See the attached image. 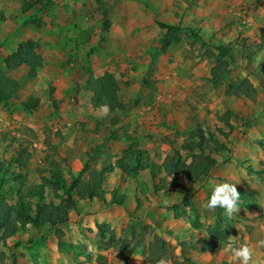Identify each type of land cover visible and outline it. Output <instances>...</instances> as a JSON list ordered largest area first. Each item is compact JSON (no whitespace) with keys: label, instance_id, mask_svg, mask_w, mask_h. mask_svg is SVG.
Instances as JSON below:
<instances>
[{"label":"rangeland","instance_id":"1","mask_svg":"<svg viewBox=\"0 0 264 264\" xmlns=\"http://www.w3.org/2000/svg\"><path fill=\"white\" fill-rule=\"evenodd\" d=\"M34 1L0 0V70L7 71L6 57L23 42L32 44L33 55L41 58L39 66L7 71L22 88L16 99L0 103V153L10 157L25 151L29 162L21 171L29 181L19 194L27 197L39 185L48 201L59 204L74 177L84 179L128 150L149 147L161 164L178 150L190 162L193 152L183 143L191 142L190 134L198 127L212 125L200 121L204 114H226L235 106H242V112L233 119L236 133L228 139L230 150L218 158V167L199 183L188 184L180 177L181 188L169 187L166 204L149 198L157 193L163 199L168 190L158 193L155 184L176 178L161 164L143 175H126V181L117 172L109 173L105 192L124 190L126 204L117 207L114 195L77 199L69 221L53 228L30 211L31 216H20L8 201L14 221L0 231V264H156L150 260L156 237L166 242L160 258L168 264H190L182 240L197 234L212 256L223 251L217 264H232L230 252L223 250L226 238L220 243L209 234L218 216V208H206L209 178L235 184L240 194L237 213L222 211L226 221L220 231L240 238L237 244L253 246L251 264H264V249H255V242L264 239V154L248 156L250 143L264 149L256 125L264 110V0H166L173 5L164 16L156 12L158 0H54L56 5L48 8L42 6L49 0H40L26 11L25 5ZM239 13L254 24L238 27ZM159 23L175 26L173 44L164 52L169 30ZM238 40L259 45L251 60L241 58L234 47L229 57L220 56L221 45L229 49ZM219 64L229 71L220 82L213 76ZM104 74L118 80L127 108L99 118L86 81ZM203 94L209 98L199 100ZM31 97L40 103L29 112L24 104ZM116 122L120 126L112 131ZM109 135L122 140L106 141ZM240 146L244 154L239 156ZM140 200L148 206H140Z\"/></svg>","mask_w":264,"mask_h":264},{"label":"trees","instance_id":"2","mask_svg":"<svg viewBox=\"0 0 264 264\" xmlns=\"http://www.w3.org/2000/svg\"><path fill=\"white\" fill-rule=\"evenodd\" d=\"M48 3L49 4H44L42 7L48 8L49 6L56 5L54 0H49ZM38 4H40V0L27 3L25 5V9L28 11L30 8H33ZM105 14H108V11H106ZM159 26L169 30L167 37L163 42L162 52H164L171 42L174 41V37H171V33L172 30L175 29V26L163 23H159ZM250 48L251 47H245V51L250 50ZM218 49L221 57L230 56V49H226L223 46ZM34 50L35 47L28 42L19 44L17 49L9 54L5 59L7 71L15 70L23 65H28L30 67L39 66L41 58L33 55ZM247 56V58H250L251 55L248 54ZM7 71L0 70V103L3 104L16 99L22 88L21 84L16 79L12 78ZM228 73V69L223 68L219 64L215 69L213 76L215 79L223 80ZM86 88L93 94L92 103L95 107L98 108L101 103H107L110 106V113L115 111H126V104L120 95V84L114 76L105 74L97 78L91 77L86 81ZM53 102L56 106V101L54 100ZM39 103L38 98L31 97L27 101L25 109L32 112L36 110ZM226 124L229 128H232L229 122ZM216 132L217 133L199 130V142L184 146L185 150L193 152L192 161L190 163H187L179 152H176L173 156L166 157L163 166L167 175L176 176V178L172 181L173 188H178L180 186L178 175L182 172H185L188 180H196L204 175H208L212 169L219 164L213 155L222 151L225 148V145L220 141L217 134L227 138L230 133L224 132L220 128L217 129ZM12 162H16L22 167H26L27 165V160H25L24 154L22 153L19 157L13 159ZM148 162L149 158L145 151L128 150L125 152V155L116 162V167L109 165L100 170H94L84 179H82L80 175L74 177L67 188L66 198L59 204H54L53 202L46 204L44 201L46 199L44 197V188L42 186H36L33 188V191L27 195L28 197L33 196L39 199L36 203L35 218H43L45 222L49 223L52 227L66 224L69 221V211L72 208H75L77 199H103L105 194L104 182L106 181L107 173L113 171L115 168H119L127 175L136 174L137 172L147 168ZM10 164L11 162H7L6 164L0 160V231H7L11 227L10 224L14 221V207L9 205L5 199L7 191L4 189V186L6 182H8V180L13 182V186H11L12 190L19 189L16 187L17 184H19V186H25L27 182L26 175L24 174L14 172L9 176ZM114 196L116 198V193H114ZM222 211L224 210L218 208V216H216L215 226L209 231V234L219 240L220 243L229 235L228 231H220V226H222L226 221V219L222 217ZM15 213L20 214V216H31L27 203L24 202L23 199H20ZM165 243L166 242L160 237L155 238V242H153L150 247L151 256H154L150 259L152 262L156 263L157 260L160 259L162 254L161 251L163 250ZM101 264H106V262Z\"/></svg>","mask_w":264,"mask_h":264},{"label":"crops","instance_id":"3","mask_svg":"<svg viewBox=\"0 0 264 264\" xmlns=\"http://www.w3.org/2000/svg\"><path fill=\"white\" fill-rule=\"evenodd\" d=\"M166 0H158L157 1V6H156V12H158L159 14H161V15H165V10H166V7H168V6H172L173 5V2L172 1H170V3L168 2V1H166ZM236 13H234V15H235ZM177 19H175V21H174V25H176L177 24ZM236 25L238 26V27H247V26H252L253 24H254V22H251L250 21V19L244 14V15H242L241 13H239L238 14V19H236ZM176 23V24H175ZM162 29V28H161ZM243 29H245V28H243ZM162 30H164V29H162ZM194 33H195V31L194 30H192ZM167 34V33H166ZM165 34V35H166ZM196 34H198V32H196L195 33V35ZM164 35V36H165ZM199 35V34H198ZM165 38V37H164ZM163 38V39H164ZM162 39V40H163ZM163 42V41H162ZM222 43V42H221ZM224 43V42H223ZM173 43L171 42V44L169 45V48L171 47V45H172ZM161 40H160V45H159V47H161ZM219 46V45H218ZM222 46V45H221ZM259 45L257 44V43H249V42H247L246 40H238L237 42H236V44H229L228 45V47H229V49H230V52L233 54V52H234V49L232 48V47H234L236 50L238 49L240 52H239V54L241 55V58H244V59H246V60H251L254 56H255V52H256V50L259 48L258 47ZM223 47H225V46H223ZM245 47L246 48H248V47H251L250 48V50H247V51H245ZM247 52V53H246ZM230 53V54H231ZM251 55L250 56V58H247L248 56L247 55ZM105 65L103 66H101V68L100 69H102V70H104L105 69ZM146 68H147V66H145ZM143 70V72L144 71H146L147 69H142ZM135 72H137V71H135ZM104 73V72H103ZM105 75V74H104ZM98 77V76H97ZM96 77V78H97ZM152 78V77H151ZM227 78V77H226ZM226 78L225 79H223V80H218V79H215V81H218V82H220V81H224V80H226ZM92 97H93V94H92ZM55 98V97H54ZM205 98H209L208 96H204V94L203 95H199L198 96V99L199 100H203V99H205ZM55 101H56V99H55ZM26 103L27 102H25V104H24V108H25V106H26ZM180 104V103H179ZM188 105H189V110H190V108L192 107L193 108V99L191 100V102H188L187 103ZM93 105V104H92ZM253 106V105H252ZM249 107L251 108V104H250V102H249ZM241 112H242V106H239V107H234V108H232V109H229V107H228V109H227V113L225 114V112H221V113H219V114H217V113H213V114H211V115H207V113L206 114H204L201 118H200V121H202V122H207L208 124H212V125H209V127H207V128H205V130H204V128L201 126V127H198V124H197V126L196 127H198L197 129L198 130H195V133H192V134H190V137H189V141H191V142H187V144L186 143H183V145H189V144H194L193 142H195V144L196 143H198L199 142V138H198V131L199 130H204V132H215V133H217L216 132V130L217 129H222L224 132H227V133H230L229 134V136L227 137V138H224L223 136H221V135H219V134H217L218 135V137L220 138V141L221 142H223L224 143V145H225V148L222 150V151H220V152H218V153H215L213 156H214V158L217 160V162L219 163V157L221 156V157H223L224 158V156L223 155H227V153L229 152V150H230V148H229V146H228V139H230L231 138V136H232V134H233V131H234V133H236L235 132V130H234V125H233V119L234 118H237V117H239L238 115H240L241 114ZM261 113V115H262V118L260 119V120H258L257 122H256V125L258 126V134H257V136H259V137H262V136H264V110L262 109V111L260 112ZM191 114L192 115H194L193 114V112H191ZM184 115L186 116V117H188L187 115H186V113H184ZM199 116H201V113L199 114ZM119 119L117 118V121H118ZM227 122H229V124L232 126V128L230 129L229 128V126L226 124ZM112 126H113V128H114V130H112V131H115L116 129V127H118V126H120V125H117V122L116 123H113L112 124ZM203 128V129H202ZM253 129V128H252ZM251 130V128H249V131ZM192 135V136H191ZM113 139H112V138ZM110 139H112V140H120L121 139V137H115V136H112V135H109V137H107L106 136V141H110ZM122 140V139H121ZM182 145V146H183ZM255 145V146H254ZM181 146V147H182ZM250 146H251V150L249 151V157H251V156H256V155H258V154H260V155H262V154H264V149H261V147H259L258 145L256 146V144H254V143H250ZM100 147L101 148H103V145H100ZM171 150H173V149H171ZM239 156H240V154L241 153H243V148L240 146L239 147ZM136 151H139V149L138 150H136ZM141 151H145L146 153H147V156H148V158H149V162H148V167L147 168H145V169H143L142 171H139V172H137V173H139V174H141V175H143L145 172H147V171H149L150 172V168L153 166V165H159V164H161V163H159V162H156V161H154V157H153V155H152V152H151V150H150V148L149 147H146V148H144L143 150H141ZM25 151H17V153L15 152V153H13V154H11L10 155V157H7V156H4V155H2L1 153H0V160L1 161H3V162H5L6 164H7V162H11V164H10V166H9V171H10V174H9V176L12 174V173H21V174H24V175H26V179H27V182H26V185L28 184V181H29V176H28V173L27 172H21V171H23L26 167H27V165H28V159H26L25 158V160H27V165H26V167H22L21 165H19L18 163H16V162H12L13 161V159H15V158H17V157H19V155L22 153H24ZM97 152V151H96ZM125 152V151H124ZM173 152V151H172ZM176 152H179L178 150H175L174 152H173V154L172 155H167V156H173ZM97 153H99V152H97ZM244 154V153H243ZM6 155V154H5ZM124 155H125V153H124ZM123 155V156H124ZM238 155V154H237ZM122 156V157H123ZM166 156V157H167ZM122 157H120L119 156V158L112 164V166H114V167H116V162L120 159V158H122ZM166 157L163 159V162H162V164L161 165H159V167L160 168H162L163 170H164V172L166 173V171H165V168H164V166H163V164H164V161H165V159H166ZM252 157V158H253ZM235 158L237 159L238 158V156H235ZM192 160H190V162H191ZM236 160H233V162L235 163V164H238L237 162H235ZM190 162H188L187 161V163H190ZM228 163H229V161H227ZM254 162H257V159H255V161ZM253 162V163H254ZM230 164V163H229ZM232 164V163H231ZM231 166V165H230ZM101 169L103 168V167H105V165L104 164H101ZM216 167H218V165L216 166ZM215 167V168H216ZM215 168H213L212 169V171L215 169ZM248 170L249 169H252L253 171H257V170H254L252 167H249V168H247ZM212 171L208 174V175H204V176H202V177H200V178H198V179H196V180H188L187 178H186V174H185V172H182L179 176H178V178H179V180H180V177H184V179H185V181H186V183H188V184H192V183H196V182H200L201 180H203V179H206L211 173H212ZM112 173L113 172H117L118 174V176L119 177H124L125 178V181L127 180L126 179V177L127 176H131V175H127L126 173H124L121 169H119V168H115V169H113V171H111ZM111 172H109V173H111ZM109 173H107V175H106V181L105 182H107V180H108V178H109ZM136 173V174H137ZM90 174V173H89ZM167 174V173H166ZM127 175V176H126ZM156 179V178H155ZM105 182H104V184H105ZM6 186H7V188H5V186H4V189L7 191V194H5L6 195V197H5V199H6V202L9 204V202L11 203V204H15L16 206L19 204V201H20V199L22 200H24V202H26L27 203V207L29 208V211H30V213L32 214V215H34L35 213H36V203L39 201V199L38 198H36V197H33V196H27L28 194H30V192L31 191H27V194H26V196L27 197H25L24 196V194L22 193V194H19L18 193V191H19V189H21V185L19 186V184H17L16 185V187L17 188H19L18 190H12L11 189V186H13V182L12 181H10V180H8V182H7V184H6ZM36 186H39V185H35V186H33V188H35ZM169 187H171L172 189V191H177V190H179L180 188H181V180H180V186L178 187V188H173V186H172V180L171 181H169V180H167V179H162V180H160V181H158L156 184H155V190L158 192V193H161V192H164V191H166V190H168L167 191V193H165L164 195H163V199H161V197H159V194H150V197L149 198H151L152 196L154 197V200L156 201V200H161V201H165V204H166V202H167V200L168 199H164L165 197H166V194H168L169 192H170V190H169ZM33 188H30V190H32L33 191ZM104 190H107L106 189V186H104ZM44 192H45V190H44ZM10 193V194H9ZM114 195V193H110V194H107V192H105V194H104V197H103V199H99V198H94V199H98V200H104V198L106 197V196H108L109 197V199H112V196ZM162 196V195H161ZM47 198L44 200L45 201V203L46 204H48V203H50V201H48V196H46ZM94 199H88V200H94ZM9 201V202H8ZM126 194H125V192H124V190L123 191H119L118 193H116V198L115 199H113V204H115V205H117V207H121V206H123V204L125 203L126 204ZM147 201H148V199H147ZM149 201H150V199H149ZM143 202H144V205L146 204V206H148V204H147V202H146V200H143ZM143 202H142V200H140V206L142 205V207H143ZM178 204H181V203H178ZM10 205V204H9ZM156 205H158V202H157V204H155V205H153V206H156ZM190 205H191V203H190ZM145 206V207H146ZM176 209H178V208H176ZM153 210V209H152ZM151 210V212L149 213V214H152V211ZM69 218H70V215H69ZM40 221H44L45 222V220L43 219V218H41V220ZM44 222H42V223H44ZM46 223V222H45ZM49 226H50V228H53L49 223H47ZM60 226V225H59ZM190 237H192V230H190ZM202 236V235H201ZM182 241H185L186 243H187V245L185 244V248L184 249H186V248H188V251L187 252H189L188 254H184L185 255V258H186V260H188V263H190V264H205L206 262H209L210 264H217V262L219 261L220 262V260H221V258H222V255H223V251L219 254V255H214V256H212L211 255V253L207 250H205V248L207 249V243H204L203 242V239H200V237H198V234L195 236L194 235V238H190L189 239V241H187V240H182ZM230 257V256H229ZM216 261V262H215ZM149 262H150V260H149ZM233 264V263H232Z\"/></svg>","mask_w":264,"mask_h":264},{"label":"clouds","instance_id":"4","mask_svg":"<svg viewBox=\"0 0 264 264\" xmlns=\"http://www.w3.org/2000/svg\"><path fill=\"white\" fill-rule=\"evenodd\" d=\"M99 118H105L109 115L110 106L107 103H101L96 109ZM207 183L211 185V195L207 199L206 208L212 210L221 208L225 214L232 216L233 213L238 212V202L240 194L237 191L235 184L230 182L213 183L211 178ZM240 238L229 236L224 241V251L230 252V261L233 264H251L254 255L253 246L247 242L237 244ZM255 249H264V239H259L255 242ZM156 264H168L166 258H160Z\"/></svg>","mask_w":264,"mask_h":264}]
</instances>
